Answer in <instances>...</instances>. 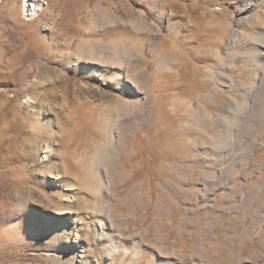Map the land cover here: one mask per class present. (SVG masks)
<instances>
[{"label": "rangeland", "instance_id": "1", "mask_svg": "<svg viewBox=\"0 0 264 264\" xmlns=\"http://www.w3.org/2000/svg\"><path fill=\"white\" fill-rule=\"evenodd\" d=\"M247 1L0 0V264H264Z\"/></svg>", "mask_w": 264, "mask_h": 264}, {"label": "bare ground", "instance_id": "2", "mask_svg": "<svg viewBox=\"0 0 264 264\" xmlns=\"http://www.w3.org/2000/svg\"><path fill=\"white\" fill-rule=\"evenodd\" d=\"M37 1L39 0H32V3L29 4L30 7L29 8H26L27 9V12L29 13H33L35 11V8L39 5V3H37ZM258 1L259 0H248L247 1V8L249 7H252V6H255L258 4ZM24 6L26 7L27 6V1L24 2ZM38 9V8H37ZM258 14V13H257ZM32 15V14H31ZM28 16V15H27ZM255 16V15H254ZM46 150H53L52 146L49 144V143H46ZM44 154H46V151L44 152ZM59 175V174H58ZM125 193V192H124ZM161 193V192H160ZM163 212V211H162ZM57 213H60V211H57ZM58 261V260H57Z\"/></svg>", "mask_w": 264, "mask_h": 264}]
</instances>
